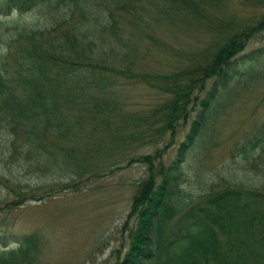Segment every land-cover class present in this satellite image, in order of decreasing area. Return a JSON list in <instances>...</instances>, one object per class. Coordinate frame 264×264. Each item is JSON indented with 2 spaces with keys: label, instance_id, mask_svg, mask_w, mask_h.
Masks as SVG:
<instances>
[{
  "label": "trees",
  "instance_id": "1",
  "mask_svg": "<svg viewBox=\"0 0 264 264\" xmlns=\"http://www.w3.org/2000/svg\"><path fill=\"white\" fill-rule=\"evenodd\" d=\"M39 1L0 0V16L30 11ZM63 1L53 0L54 5ZM68 1V9L57 18L64 21L62 27L23 31L4 48L5 55L0 54V131L7 134L8 149L21 140V150L34 149L45 158L58 156L61 167L75 172L83 158L74 155L70 145L80 140L84 129L88 135L98 131L107 135V149L126 138L154 146L167 136L174 138L180 122L193 113L190 132L168 166L156 155L136 158L147 166V177L132 197L135 223L128 249L113 264H264L263 184L233 182L190 197L180 183L187 152L209 125L229 80L236 86L234 75L252 73L253 62L264 55V46L244 53L248 41L264 29V0H157L158 18L201 21L212 13L224 18L216 26L220 37L209 49L190 64L156 78L167 96L144 114L122 113L112 96L118 79L134 74L130 62L125 63L134 47L117 38L114 13H134L136 0H112L113 9L90 10L88 15L76 7L78 0ZM247 6L256 12L236 24L234 10ZM75 13L78 20L73 22ZM142 13L137 14L139 20ZM108 32L112 37L106 39ZM113 41L120 48L113 47ZM107 53L117 54V62L106 60ZM253 53L259 55L249 57ZM115 119L123 128L113 130ZM91 146L98 149L95 142ZM240 150L246 165L264 178V120ZM28 199L41 197L24 201ZM6 239L0 235L1 244ZM38 242L35 233L19 236L15 246L0 248V264H31Z\"/></svg>",
  "mask_w": 264,
  "mask_h": 264
},
{
  "label": "rangeland",
  "instance_id": "2",
  "mask_svg": "<svg viewBox=\"0 0 264 264\" xmlns=\"http://www.w3.org/2000/svg\"><path fill=\"white\" fill-rule=\"evenodd\" d=\"M157 2L136 0L134 13H114L119 28L117 38L134 47L130 60L125 62H130L129 70L134 74L119 78L112 89L122 113H148L163 102L167 95L161 92L156 78L190 64L220 37L216 33L218 22L224 18L220 14L212 13L201 21L182 16L158 18L154 14ZM54 4L53 0H41L30 11L1 15L0 54L5 55L4 48L23 31L44 30L54 24L62 27L64 21L57 19L58 14L68 9L69 1ZM76 5L84 15L90 10L99 12L115 7L112 0H78ZM141 11L143 19L139 20L137 14ZM234 12H238L234 19L237 24L256 11L247 6ZM77 17L75 13L73 22ZM110 37L111 34L106 39ZM111 45L120 48L115 41ZM263 46L264 29L248 41L244 53ZM112 55L107 53L106 60L114 61L117 54ZM258 55L253 53L249 57ZM253 64L252 73L234 75L236 86L233 79L229 80L227 94L216 102L209 125L200 130L196 143L187 152L180 180L184 195L196 197L233 182L264 185L261 173L246 165L240 150L264 120V55ZM193 119L191 113L187 122H180L174 138L167 136L154 146L126 138L107 149V135L101 131L88 135L84 129L80 140L70 145L73 154L83 158L75 172L61 167L58 156L50 154L45 158L26 147L22 151L21 140L12 150L8 149L7 134L0 131V235L7 238L0 248H11L19 236L35 233L39 246L31 264H113L128 249L129 230L135 223L130 213L132 197L137 185L147 177V166L136 158L156 155L168 166L190 132ZM113 124V130L123 128L119 119ZM93 142L98 149L91 146ZM168 142L171 145L166 147ZM30 196H40L41 200L24 201Z\"/></svg>",
  "mask_w": 264,
  "mask_h": 264
}]
</instances>
